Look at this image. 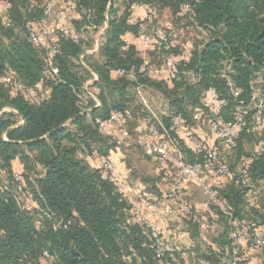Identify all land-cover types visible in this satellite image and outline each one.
<instances>
[{"label":"trees","instance_id":"16d2710c","mask_svg":"<svg viewBox=\"0 0 264 264\" xmlns=\"http://www.w3.org/2000/svg\"><path fill=\"white\" fill-rule=\"evenodd\" d=\"M61 2L73 14L68 26L81 37L73 41L57 32L58 73L44 80L50 93L37 100L10 95L1 77L11 69L27 86L39 80L45 48L33 46L27 37L42 23L43 4L0 0L4 4L0 14V264H161L148 230L127 214L130 202L103 178L99 158L108 154L104 146L110 138L90 121L106 120L114 109H130L127 103L135 101L133 91L139 85L168 102L169 113L162 119L165 127L171 114L177 113L193 129L189 108L201 107L203 95L210 107L215 106L213 92L225 104L216 114L210 112L211 120L234 122L242 113L233 144L222 143L229 151L225 163L230 181L216 190L233 216H246L242 180L248 178L257 186L264 177V0H71L73 7ZM140 5L168 10L174 20L187 15L205 32L190 51L172 42L167 51L154 46L148 50L157 52L158 62L168 72L167 56L177 60L178 73L171 80L150 78L138 41L124 40L127 34L138 37L143 20L133 22L131 16ZM100 30L96 60L97 55L85 53L93 44L85 40L88 33ZM117 70L123 74L116 75ZM91 71L97 79L88 90L99 105L89 99V119L80 112L78 101L86 93ZM259 103L261 123L254 119ZM185 143L187 147L180 146L187 160H196L190 143ZM88 157L96 158V163ZM15 160L22 164L21 170L13 166ZM14 172L24 177L29 209L19 203ZM5 183L8 186L2 188ZM213 212L221 225L215 239L219 248L211 247L202 257L209 264H221L229 246V226L226 215L218 209Z\"/></svg>","mask_w":264,"mask_h":264},{"label":"built area","instance_id":"2783aa9c","mask_svg":"<svg viewBox=\"0 0 264 264\" xmlns=\"http://www.w3.org/2000/svg\"><path fill=\"white\" fill-rule=\"evenodd\" d=\"M63 1L69 4L70 7H73L71 5V0ZM5 6L6 8L9 7L8 4H5ZM134 7L135 6H132V10ZM42 18V23L37 24L34 29L30 30L27 37L28 41L33 46L39 45L45 48V60L40 72V78L34 85L27 86L18 79L14 70L9 69L5 71L1 77V82L3 87L12 96L19 95L26 99L37 100L47 97L50 93V87L44 84V80L48 77H55L58 73V68L55 65V56L60 52L55 38L57 32L65 37H71L73 41H77L81 37L80 34L74 32L70 26L62 24L57 25L59 16L55 11L54 3L50 0H45L43 3ZM137 18L138 17L135 15H132L131 20L136 22L135 20H137ZM52 23L56 24L55 27L52 26ZM137 41L140 51L144 53L153 46L167 51L172 45L171 41L161 31L139 33ZM97 49L98 43L95 41L91 52H96ZM143 59V64L147 65L148 60L144 56ZM165 62L169 66L166 79L171 80L178 73L177 60L172 56H167ZM122 74L123 72L121 70L116 71V75L120 76ZM92 78L95 80L97 76L94 74ZM91 83V81H88L84 85L86 93L80 95L78 101L80 112L85 113L89 119V99L93 101L95 106L99 105V101L94 93L88 90V85ZM211 98L215 100V106L210 107L209 101H207V105L210 112L216 114L220 111L225 102L215 92L211 94ZM262 109L263 105L259 103L254 114V119L258 123L262 121ZM1 111L2 109L0 112ZM131 117L132 113L130 109H114L110 111L108 119L104 120L96 117L94 120L90 119V121L100 133L104 134L107 132L109 123H122L125 120H129ZM242 121V113L236 115L234 122L224 123L210 119V129L213 138L227 146L232 145L235 127ZM173 134L179 135L190 143L193 153L197 156L196 160H187L181 146L174 140ZM115 143L123 147L139 145L143 147L145 154L156 157L161 166L169 164L173 167L174 173L164 198L163 207L161 209L162 212L170 213L171 206L175 204L181 215L184 217L189 216L192 213V209L188 202L181 196V190L188 182H193L201 186L202 192L207 198L208 208L212 212L211 218L203 222L204 228L211 229L213 227L217 217L213 212L214 209L220 210L227 216L229 246L224 249V254L221 257V264H251L248 258L249 253L264 246V239L259 232V225L257 221L247 216H233L226 206L225 199L219 196L216 189L205 184L204 177L202 176L203 171H208L214 176L230 178L229 166L220 160L218 148H208L202 144L194 134L192 127L187 124L181 114H171L168 127H165L162 124V120L158 117L151 116L143 128L142 135L137 138H130L127 132L121 129L119 137L115 139ZM99 164L102 169L103 178L113 183L118 191L123 192L120 177L116 172L114 162L107 156H100ZM241 173V175H243L244 171L241 170ZM259 182L264 183V177ZM12 183L14 190L18 193V200L22 208H31V198L24 189V177L20 172L13 173ZM242 185L246 187L244 198L247 200L252 195L256 186L255 183L250 182L248 178L242 180ZM7 186L8 184L5 183L2 188H6ZM153 210L154 207L151 204H147L144 211L132 206L127 214L132 217L131 219L134 224L142 225L148 230L153 242L154 254L161 260V264H181L178 254L172 244L162 236L152 222L150 217ZM44 256L47 257L48 255L44 253ZM200 262L201 264H209L204 259Z\"/></svg>","mask_w":264,"mask_h":264},{"label":"crops","instance_id":"0c3cea01","mask_svg":"<svg viewBox=\"0 0 264 264\" xmlns=\"http://www.w3.org/2000/svg\"><path fill=\"white\" fill-rule=\"evenodd\" d=\"M44 1L42 0L43 3ZM51 1L54 3L55 11L59 16L57 25H68L73 14L64 7L61 0ZM3 7L4 4L0 3V14L4 12ZM133 11H135L134 14L139 20H144L149 17L147 10L142 6L135 7ZM55 25V23H52V26L55 27ZM98 37L97 35L96 39ZM124 40L127 43H133L137 39L133 35L127 34ZM139 54L148 60L147 75L150 78L156 80L166 78L168 74L167 67L163 68L164 66L152 65L154 53ZM90 73L92 77L95 74L92 71ZM129 77L133 79L131 74ZM133 95L135 101L127 103L132 111V117L122 123H109L107 132L104 133V136L110 138L109 141H106L107 145L104 146L108 153L106 156L114 162L116 172L122 184L123 194L131 206L141 211L146 209L147 204H151L154 207L150 218L162 236L177 251L181 264H201L200 261L204 259L202 257L203 253H206L211 247L216 251L219 248L215 239L221 231V225L217 217L211 229H205L203 226V222L211 218L212 212L208 208L207 198L202 192L201 186L193 182H188L181 190V196L188 202L192 209V213L189 216L184 217L181 215L175 204L171 206L170 213H164L161 209L174 173L173 167L169 164L161 166L156 157L145 154L143 147L139 145L123 147L115 143V139L119 137L121 129L125 130L130 138H137L142 135L143 128L148 121L140 113L144 109L143 106L150 112L151 104L159 105L158 115L155 114V111H151L150 115L158 117L161 120L165 119L169 113L168 102L153 89L143 88L139 85L135 87ZM201 104V107L189 108L194 133L205 147L218 148L221 159L227 162V154L229 151L212 136L210 129V109L208 108L206 96L204 95ZM174 140L179 145L187 147L185 140L179 135L174 134ZM111 142L113 145L110 144ZM88 160L91 164H95L97 161L96 158L90 157H88ZM13 166L16 169H22V164L18 160L13 161ZM202 176L204 177L205 184L214 189L220 188L230 181L229 177L214 176L208 171H203ZM242 212L244 215L257 221L259 232L264 239L263 182L257 184L252 195L245 201ZM248 258L251 264H264V246L251 251Z\"/></svg>","mask_w":264,"mask_h":264},{"label":"rangeland","instance_id":"374dc122","mask_svg":"<svg viewBox=\"0 0 264 264\" xmlns=\"http://www.w3.org/2000/svg\"><path fill=\"white\" fill-rule=\"evenodd\" d=\"M36 1H39L41 4H43L42 0H36ZM142 6L145 8V10H147L149 17L145 18L143 20V22H141L139 33H142V32L152 33L154 31H161L166 35V37L173 44L176 45L177 48L181 47L187 51H190L192 49V47L195 45V43H197L198 41H201V39L205 38V32L202 31L200 28H197L196 26L191 24V21L187 15H182V17L180 19L174 20L172 18V16L170 15V13L168 12V10H156V9L149 10V8L147 6H145V5H142ZM64 7L66 8L65 5H64ZM135 21L137 22V21H139V19L137 18V20H135ZM101 34H102V30H100L97 33L96 32L88 33L87 40H85V43L91 42V44H92L95 41H97L98 46H99V38H100ZM97 35L99 37L96 39ZM92 46H93V44H92ZM92 46L88 47L89 49L87 48L85 53H87V54L92 53V54L97 55L96 52H91ZM138 46H139V43H138ZM97 51H98V49H97ZM139 51H140V49H139ZM139 53H144V52L140 51ZM145 53H155L153 61H152L153 66H164L163 68L167 67L163 62H158L159 59L157 58L158 57V55L156 54L157 52L146 51ZM94 59L97 60L98 55L94 56ZM80 62L83 66L86 65L82 59L80 60ZM88 81L92 82L94 80H93V78H91ZM258 84H259V81H256L254 84V88H255V90H254L255 95L254 96L256 97L255 101H256V99H258ZM150 106H151V111H153V112L155 111L156 112L155 114L158 115L157 113H159L158 112L159 111V105L151 104ZM143 108L144 109L141 110L140 113L143 114L147 120H149L150 116H151L150 115L151 111L149 112L144 106H143ZM219 157H220V154H219ZM220 159H221V157H220Z\"/></svg>","mask_w":264,"mask_h":264}]
</instances>
